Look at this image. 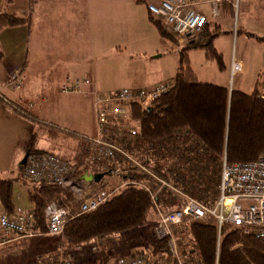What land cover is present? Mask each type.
I'll return each instance as SVG.
<instances>
[{"label": "trees", "instance_id": "16d2710c", "mask_svg": "<svg viewBox=\"0 0 264 264\" xmlns=\"http://www.w3.org/2000/svg\"><path fill=\"white\" fill-rule=\"evenodd\" d=\"M12 1L4 0L5 3ZM36 3L37 0H27V13L22 17L1 11L0 31L18 25L29 26ZM226 5L233 10L231 4ZM148 15L162 38L177 42L160 19ZM217 30H209L206 23L194 37L185 44L181 43L171 88L145 107L137 103L130 106L129 122L136 132L133 136L125 134L116 140L128 157L117 153L115 159V164L126 170L117 182L124 180L128 183L95 210L78 214L79 207L70 190L51 183L29 181L21 175L22 164L18 165L14 176L0 177V206L10 215L16 209L14 183L20 180L28 186L26 197L31 204L34 229L41 233L31 239L46 235L44 209L49 203L65 207L71 214L62 233L53 241L56 248L37 257L35 262L54 258L55 262L74 264L73 253L89 264H110L116 236L146 226L149 215L156 213L148 192L133 182L147 185L152 192L158 191L155 198L160 211L180 208L183 203L181 194L212 206L218 198L223 160L228 163L251 162L264 152V99L258 96L260 90L254 88L245 93L201 81L189 64L187 51L199 49L207 61L215 62L222 69V56L213 46ZM11 107L33 127L25 154L52 153L71 161L76 167V179L84 173L96 174L94 167L83 164V152L70 160L39 145L40 140H48L44 132L51 136L49 139H56L59 130L56 125L40 121L19 106ZM132 160L173 190L162 187ZM174 190L179 191V195ZM173 235L184 264H264V242L230 224L222 226L218 239L216 225L211 219L184 218L174 227ZM152 237L147 252L135 249L130 255L153 258L161 253L164 259H169L166 240L156 239L154 234ZM37 243H34L35 247ZM86 245L95 257L85 259ZM60 250L63 257H55V252Z\"/></svg>", "mask_w": 264, "mask_h": 264}, {"label": "crops", "instance_id": "0c3cea01", "mask_svg": "<svg viewBox=\"0 0 264 264\" xmlns=\"http://www.w3.org/2000/svg\"><path fill=\"white\" fill-rule=\"evenodd\" d=\"M195 1L198 3L196 10L207 17L208 29H218L213 46L223 57L222 53L225 50L217 46L216 41L220 33L225 32L222 24L226 27L225 38H228L232 10L223 4L219 8V15L213 17L205 0ZM1 11L14 16H25L27 0H13L10 3L0 0ZM244 23L246 25L247 22ZM166 28L168 29L167 26ZM240 32L252 35L238 28L235 30L234 27L233 34ZM179 45L182 47L178 41L175 43L159 35L155 25L149 20L143 1L37 0L29 26L18 25L0 31V48L3 52V59L0 60V177L8 176L9 171L17 170L33 131L30 122L15 113L12 105L30 113L29 109H26L27 106L36 109L37 102L46 103L49 98L55 96L60 101L59 105H62L60 111L71 106L77 118L76 125L69 124L64 119V111L63 118L55 115L44 118L36 109L37 114L34 117L52 123L78 138L80 141L75 153L79 151L80 146L83 149L81 152L86 153L87 140L95 136L92 99L81 94L64 93L60 89L61 85L85 77L91 81L93 87L102 92L124 87L152 88L161 82H169L167 79L172 75L174 77L181 49ZM198 51L201 50L187 51L189 64L197 77L195 61L199 63L202 57L204 62L202 65L204 67L207 65L203 51L201 55ZM162 59L166 60L167 65L171 64L173 68L171 74L170 68L165 70L162 67ZM232 61L241 63L245 70V63L237 55L236 59L234 57L230 60L226 58L225 61L222 59L225 74L230 75ZM16 67H19L22 77L20 89L13 88L7 80L10 72ZM118 77L121 80L120 85L116 83ZM232 89L240 90L233 86L229 90ZM85 108L88 109L87 117L82 113ZM43 142L41 147L52 149L61 157H67L66 154L72 155L71 151L66 153L67 150L60 153L59 149L62 146L56 139L48 143ZM15 201L16 208H25L24 203L20 204L22 196H15ZM2 212L4 211L0 206V213ZM10 238L9 242L0 244V253L9 252L8 257L0 258V264H9L8 260L11 264V254L26 250L27 241L36 239L13 236ZM29 247L35 246L29 244ZM150 247L149 244L148 249ZM112 261L111 259L110 263Z\"/></svg>", "mask_w": 264, "mask_h": 264}, {"label": "built area", "instance_id": "2783aa9c", "mask_svg": "<svg viewBox=\"0 0 264 264\" xmlns=\"http://www.w3.org/2000/svg\"><path fill=\"white\" fill-rule=\"evenodd\" d=\"M148 13L162 21L179 43L189 40L201 31L207 23V17L196 10L198 4L195 0H144ZM213 17L219 15V8L223 4H231L233 0H205ZM241 63L232 61L230 76L242 72ZM8 82L15 89L22 86V77L19 67L14 68L8 77ZM171 82H161L152 88H120L113 91L102 92L93 87L90 80L85 77L76 78L61 85L64 93L81 94L92 99L96 134L87 140L86 153L82 162L96 169V173H103L99 182H86L81 178H74L75 164L62 159L52 153L28 154L23 175L32 182H46L70 190L81 199L78 214L95 210L107 201L113 194L128 182L118 178L126 170L115 164L116 154H127L117 145V139L127 134L133 136L134 128L131 127L130 106L139 104L142 107L149 105L159 95L171 88ZM258 96L264 99V86ZM135 166L156 179L162 187L172 189L169 184L156 178L142 165L132 160ZM109 181L116 184L109 185ZM127 182V183H126ZM133 184L145 189L155 208L157 222L153 229L156 239L166 240L169 259H164L161 253L153 258L141 255L117 257L110 264H184L182 261L173 229L184 218L211 219L218 234L224 224L239 227L244 234H251L253 238L264 242V152L254 161L243 163H228L223 160L220 182L218 185V198L214 205L206 206L192 197L181 194L182 206L168 212L160 211L156 204L157 192L142 183ZM173 190V189H172ZM178 195L179 191L174 190ZM69 210L55 203H49L44 209L45 234L59 235L62 233L69 217ZM33 225V214L30 209L16 208L13 215L0 213V244L10 241V237L31 238L40 236ZM219 241V240H218ZM217 241V244H218ZM34 264H70L69 262L37 261Z\"/></svg>", "mask_w": 264, "mask_h": 264}, {"label": "rangeland", "instance_id": "374dc122", "mask_svg": "<svg viewBox=\"0 0 264 264\" xmlns=\"http://www.w3.org/2000/svg\"><path fill=\"white\" fill-rule=\"evenodd\" d=\"M233 2H234V7H232L233 8L232 16H230L231 26H230V31H228L227 34L228 38H225L226 34L224 33H226V27L222 24V27L225 30V32L220 33V35L217 38L216 45L222 48V50H225L222 53L223 55L222 59L224 61L226 58L230 60L232 57H234L236 59V56L238 55L241 58V60L245 63V67H246L245 70L231 77L230 75L225 74L226 72L224 71V69L219 70L214 62L207 61V65L210 66L206 65L205 67H207L208 69L205 68L202 65V63H204L202 57H201V61L199 60V63L195 61V68L198 72V77L200 80H206L207 82L221 84L222 86H225L228 89H230V87L233 86L235 88H239L241 91L245 93H250L254 88L261 90L262 87L264 86V0H233ZM244 22H247L246 25H244L245 24ZM163 27L166 28L164 25ZM234 27L235 30L236 28H238L239 30L241 29L244 31H248L252 35L248 36L244 34V32L233 34ZM166 30L171 35H173L169 29L166 28ZM173 37L177 41L174 35ZM187 41H184L182 43L185 44ZM180 47L181 46L179 45V48ZM198 53L200 55L203 54L202 51H198ZM165 61H166L165 59L161 60L162 67L165 70L170 68L169 74H171L173 68L171 67V64L167 65ZM200 64L201 66L199 67ZM209 67H212L213 70L212 68L210 69ZM206 70L208 71L206 72ZM172 76L170 77V79H167L171 83L173 80ZM117 79L118 80H116V83L120 85L121 80H119V77ZM36 104H37L36 109L41 117L49 118L48 116L55 115L58 118H63L62 113L64 111L65 113L64 119H66L69 122V124L76 125L77 123V118L73 112V108L70 106L67 110L65 109L60 111V107H62V105H59L60 101L55 96L49 98V100L46 103L37 102ZM31 107L27 106L26 109L27 110L29 109L28 111L31 113V116H34L35 114H37L36 109ZM39 109H41V111H39ZM75 109H76V105H75ZM85 109L86 110L83 111L82 113L85 117H87L88 109L87 108ZM82 120L83 119H81V122ZM85 120L86 122H89L88 119ZM82 124L85 125V122H82ZM93 133L94 135L96 134L95 120H94ZM44 135L45 137L48 138V140L45 139V142L46 141L47 143L48 141L50 142L51 139L49 138L51 136L49 134H46L45 132ZM56 140L58 141V144L62 146L59 149L60 153L64 152V150H67L66 153H68L69 151L72 152L71 153L72 155L70 156L69 154H66V156L70 158V160H73L74 157H78L79 155H81L80 152L83 151L81 146L79 148V151L75 153V151L78 148L77 145L80 141L78 138L71 136L64 130L59 129L58 132L56 133ZM43 143L44 142L42 140L39 141L40 146ZM14 174H17L16 170L12 172V174H9L8 176H14ZM21 175L24 177L23 173ZM107 184L111 186L116 183L114 181H109ZM27 188L28 186L20 180L14 183L15 196L17 195L22 196V201H20V204L24 203L25 205L23 206H25V208L31 209V204L27 201V197H26ZM79 198L74 195V200L77 202L78 206L80 205L81 202V199ZM157 218L158 217L156 213H151L149 215L148 224L146 226L135 229L121 236H116L115 248L114 250H112L110 254V259L114 261L118 256H131L129 251L132 254L135 249H139L144 252H147L148 244L153 238L152 234H153L154 226L157 222ZM45 236L39 237L38 239L28 240L27 244H25L26 250L16 252L15 254H11L12 255L11 264H34L35 259H37V257L46 255L47 254L46 252L48 251L52 252L56 248L54 246L53 241L55 240V237L58 235H53V236L45 235ZM36 241H38L37 246L34 247L33 249H30L29 244L34 245ZM45 243H47L46 246L44 245ZM41 245H44L46 249ZM88 247L89 246L86 245L84 249L85 259L95 257L93 253H89ZM60 251L55 252L56 253L55 257L57 258L63 257L61 255L62 250ZM8 253L9 252L7 251L5 253H0V258H4L6 256L8 257L9 256ZM72 257L74 264H89L88 261H83L79 257V255H74L72 253ZM8 263L10 264L9 260Z\"/></svg>", "mask_w": 264, "mask_h": 264}, {"label": "water", "instance_id": "95a60500", "mask_svg": "<svg viewBox=\"0 0 264 264\" xmlns=\"http://www.w3.org/2000/svg\"><path fill=\"white\" fill-rule=\"evenodd\" d=\"M27 158V154H24L22 157L20 164L24 165ZM103 177V173H96V174H90V173H84L82 175V179L86 182H99V180Z\"/></svg>", "mask_w": 264, "mask_h": 264}]
</instances>
